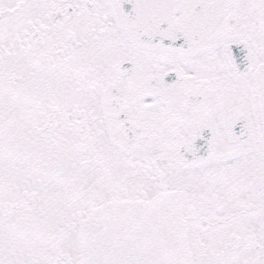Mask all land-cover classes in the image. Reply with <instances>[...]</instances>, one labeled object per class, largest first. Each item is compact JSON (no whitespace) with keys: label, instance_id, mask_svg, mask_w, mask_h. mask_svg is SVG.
I'll return each instance as SVG.
<instances>
[{"label":"snow or ice","instance_id":"1","mask_svg":"<svg viewBox=\"0 0 264 264\" xmlns=\"http://www.w3.org/2000/svg\"><path fill=\"white\" fill-rule=\"evenodd\" d=\"M0 264H264V0H0Z\"/></svg>","mask_w":264,"mask_h":264}]
</instances>
